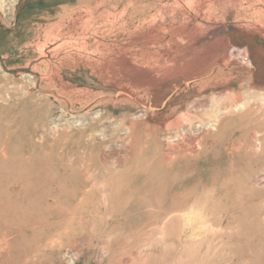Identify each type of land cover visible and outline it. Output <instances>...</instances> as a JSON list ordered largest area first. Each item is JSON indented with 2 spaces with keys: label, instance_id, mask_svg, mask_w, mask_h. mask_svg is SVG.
Wrapping results in <instances>:
<instances>
[{
  "label": "rangeland",
  "instance_id": "rangeland-1",
  "mask_svg": "<svg viewBox=\"0 0 264 264\" xmlns=\"http://www.w3.org/2000/svg\"><path fill=\"white\" fill-rule=\"evenodd\" d=\"M0 264H264V0H0Z\"/></svg>",
  "mask_w": 264,
  "mask_h": 264
},
{
  "label": "bare ground",
  "instance_id": "bare-ground-1",
  "mask_svg": "<svg viewBox=\"0 0 264 264\" xmlns=\"http://www.w3.org/2000/svg\"><path fill=\"white\" fill-rule=\"evenodd\" d=\"M245 104V103H244ZM241 105V104H240ZM195 108V107H194ZM187 118L188 119H190V120H192V119H196V114H193V115H190V114H188V116H187ZM181 119L180 118H177L175 121H177V122H179ZM130 123V128L131 129H133L134 128V123H132V122H129ZM172 125V123H170V124H168L167 126L169 127V126H171ZM166 126V127H167ZM134 131V130H133ZM91 134V133H90ZM159 134V133H158ZM90 137V136H89ZM78 140H81V138H79ZM189 143V142H188ZM179 146V145H178ZM184 147V146H183ZM180 148V147H179ZM177 150V149H176ZM117 157V156H116ZM86 158V157H85ZM106 161V160H105ZM87 172H85V174H86ZM86 176H87V174H86ZM96 181V180H95ZM94 182V181H93ZM152 192V191H151ZM94 197V196H93ZM84 198V197H83ZM83 198H81V200H83ZM85 201V200H84ZM124 202V201H123ZM173 208V207H172ZM174 209V208H173ZM188 218V217H187Z\"/></svg>",
  "mask_w": 264,
  "mask_h": 264
}]
</instances>
